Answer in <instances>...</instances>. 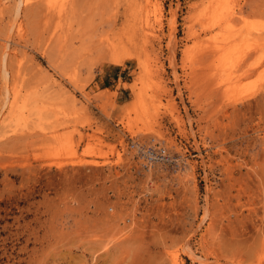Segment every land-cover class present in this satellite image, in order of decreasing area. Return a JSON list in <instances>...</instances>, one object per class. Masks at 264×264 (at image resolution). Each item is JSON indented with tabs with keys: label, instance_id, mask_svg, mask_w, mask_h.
Wrapping results in <instances>:
<instances>
[{
	"label": "rangeland",
	"instance_id": "374dc122",
	"mask_svg": "<svg viewBox=\"0 0 264 264\" xmlns=\"http://www.w3.org/2000/svg\"><path fill=\"white\" fill-rule=\"evenodd\" d=\"M0 264H264V0H0Z\"/></svg>",
	"mask_w": 264,
	"mask_h": 264
},
{
	"label": "built area",
	"instance_id": "2783aa9c",
	"mask_svg": "<svg viewBox=\"0 0 264 264\" xmlns=\"http://www.w3.org/2000/svg\"><path fill=\"white\" fill-rule=\"evenodd\" d=\"M138 150H140V149H138ZM141 153L143 156L145 168H150L154 164L164 163L168 160L166 151L162 148H158V149L149 148V149H146L145 151H142Z\"/></svg>",
	"mask_w": 264,
	"mask_h": 264
},
{
	"label": "bare ground",
	"instance_id": "6f19581e",
	"mask_svg": "<svg viewBox=\"0 0 264 264\" xmlns=\"http://www.w3.org/2000/svg\"><path fill=\"white\" fill-rule=\"evenodd\" d=\"M23 3V1H21V3L19 4V5H21ZM49 8L51 9H54L53 11H57V9H58V7H57V5H51V3H50V5H49ZM60 8V7H59ZM59 10V9H58ZM62 11V10H61Z\"/></svg>",
	"mask_w": 264,
	"mask_h": 264
},
{
	"label": "crops",
	"instance_id": "0c3cea01",
	"mask_svg": "<svg viewBox=\"0 0 264 264\" xmlns=\"http://www.w3.org/2000/svg\"><path fill=\"white\" fill-rule=\"evenodd\" d=\"M116 88V87H115ZM104 89H107L106 87L105 88H102V90H104ZM124 88L123 87H120V89H117L116 90V99L119 97V90H123Z\"/></svg>",
	"mask_w": 264,
	"mask_h": 264
}]
</instances>
